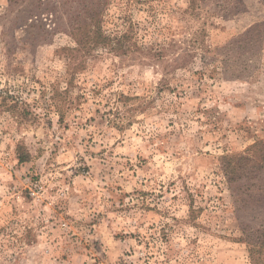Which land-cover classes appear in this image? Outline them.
Listing matches in <instances>:
<instances>
[{
	"label": "rangeland",
	"instance_id": "374dc122",
	"mask_svg": "<svg viewBox=\"0 0 264 264\" xmlns=\"http://www.w3.org/2000/svg\"><path fill=\"white\" fill-rule=\"evenodd\" d=\"M105 20L133 46L83 57L61 11L0 0V264H250L264 208L234 203L220 158L264 140V0Z\"/></svg>",
	"mask_w": 264,
	"mask_h": 264
},
{
	"label": "trees",
	"instance_id": "16d2710c",
	"mask_svg": "<svg viewBox=\"0 0 264 264\" xmlns=\"http://www.w3.org/2000/svg\"><path fill=\"white\" fill-rule=\"evenodd\" d=\"M110 1L36 0V5L41 11H50L51 13L61 11L65 16L66 31L76 44V47L70 52L84 51L83 57H85L90 50L97 48L122 51L123 48L129 49L133 46L127 31L114 35L105 33L104 27L107 23L105 18ZM31 15H34V12ZM76 65L81 68L84 65V60ZM29 159V153L18 148V162L25 163ZM220 165L234 203L240 209L254 205L264 208V175L254 172V170L264 171V140L255 142L243 154L222 156ZM252 181L254 184H251ZM240 231L241 236L238 238V242L245 244L250 264H264V223L257 229H252L244 224Z\"/></svg>",
	"mask_w": 264,
	"mask_h": 264
}]
</instances>
